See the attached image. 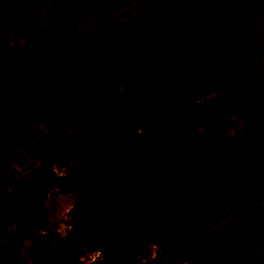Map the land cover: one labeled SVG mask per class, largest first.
<instances>
[{"label": "trees", "instance_id": "16d2710c", "mask_svg": "<svg viewBox=\"0 0 264 264\" xmlns=\"http://www.w3.org/2000/svg\"><path fill=\"white\" fill-rule=\"evenodd\" d=\"M91 1L64 0L52 15L30 18L24 36L35 43L32 54L15 80L10 81L7 74L0 79V188L8 186L7 190L0 189V231L9 224L30 220L45 193L56 187L55 182L68 186L72 194L67 209L72 223L63 238L55 244L36 247L30 261L13 259L11 264H72L82 248L97 246L105 257L96 264H142L138 255L151 243L158 246L152 264H188L190 255L197 264H253L258 256L257 245L251 252L248 248L259 236L246 232L260 226L264 234V154L259 150L242 152L252 144L264 147V121L253 130L254 137L241 151L221 157L193 150L189 155L181 154L165 172L152 163L143 172L122 169L119 174L101 178L97 173L93 177L75 173L84 156L68 163L63 141L44 137L37 111L46 96L44 81L55 59L68 46L83 70H87L86 54H91L100 61L144 68L142 80L151 79L139 94L138 102L145 108L137 114L149 134L135 138L132 128L113 138L102 130L92 136L88 151L103 141L104 146H130L134 164L147 156L161 159L164 153H157L151 131L158 123L167 129L176 124L167 115H157V111L169 107L189 115L196 129L188 138L194 145L205 147L227 127L231 115H239L233 106H247L252 114L259 108L264 111V92L259 88L263 77L254 64L242 70L230 100L223 93L217 97L208 95L226 85L222 69L234 68L236 59L244 54L245 42L254 33V21L264 0H254L240 31L215 40L212 49L219 50V55L208 53L205 57L216 62L217 67L194 69L193 75H204L197 81L193 75L180 80L177 74L181 65L188 66L186 58L193 52L191 44L201 17L184 26L181 17L174 14L171 34L138 37L97 20L89 23L86 13ZM31 4L32 0H15L11 11L19 18H29ZM5 26L6 22L0 20V29ZM225 45L231 47L229 57L223 54ZM4 62L8 66L10 58ZM18 89L23 90L19 122L3 129L9 90ZM66 113L71 109L55 110L48 119L57 123ZM27 156H39L44 171L31 168L21 174L11 170L10 163H22ZM252 160L256 162L248 169ZM62 167L66 174L57 177L53 168ZM144 200L155 202L152 214L147 218L133 217L129 210ZM41 226L45 227L44 223ZM212 231L221 238L224 253L214 247L217 240ZM235 236H239L238 244L232 238ZM7 254L14 256L11 251Z\"/></svg>", "mask_w": 264, "mask_h": 264}, {"label": "rangeland", "instance_id": "374dc122", "mask_svg": "<svg viewBox=\"0 0 264 264\" xmlns=\"http://www.w3.org/2000/svg\"><path fill=\"white\" fill-rule=\"evenodd\" d=\"M15 0H0V20L6 22L5 29H0V79L9 76L10 81L19 75L22 66L32 54L35 43L24 36L31 18H45L53 14L64 0H32L31 16L19 18L11 11ZM86 13L89 23L99 21L106 26L121 28L138 37L154 38L166 36L173 32V17L178 14L184 26L196 17H201L197 35L191 47L193 52L186 58L188 66L181 65L177 74L180 80H188L193 70L198 67L215 68L217 63L205 57L210 53L217 57L219 50H213L215 40L240 31L250 15V8L254 0H92ZM231 47L225 45L223 54L230 56ZM10 63L6 66V59ZM87 70H83L74 60L68 46L64 47L55 59L50 76L44 81L43 88L46 96L38 108V115L42 123V133L48 139H59L64 143V152L68 163L84 156L83 161L76 168L79 176L92 177L97 173L101 178H108L111 174H119L122 169L134 168L144 171L145 167L155 164L162 167L164 172L168 166L177 163L181 154L189 155L194 150L204 151L208 155L219 154L226 156L241 147H246L247 140L254 137L253 130L264 121V111L259 108L254 114L247 106L233 108L239 113L231 115L227 127L216 137H213L205 147H198L188 138V134L196 129L191 118L182 114L180 108L169 107L157 111L158 116L167 115L169 121H177L173 127L167 129L158 123L152 128L153 143L157 153H164L163 157L154 159L147 156L140 164L133 163L129 148L125 145L104 146L102 141L88 151V145L94 134L105 131L113 138H119L135 129L134 137L148 133L146 126L141 123L137 114L144 110L138 102L143 87L151 79L143 81L146 70L122 62H107L86 54ZM251 64L259 67L263 81L259 86L264 92V5L256 15L254 33L244 45V54L236 59L234 68H223L221 75L225 76L226 85L212 91L208 95L217 97L223 93L229 100L234 95L235 83L240 79L242 70ZM7 72V73H6ZM204 75L197 72L193 77L196 81ZM23 90H9L7 109L2 124L3 129L15 126L20 119V105ZM264 99V97H263ZM71 109L57 123H51L49 114L55 110ZM162 111V112H161ZM182 114L178 116L177 114ZM149 134V133H148ZM240 135L241 137H239ZM241 140L240 144L237 143ZM237 144V146H236ZM259 150L264 154V147L252 144L244 150ZM241 151V150H239ZM159 159V160H158ZM256 160L249 162L250 165ZM129 166V167H128ZM13 172L25 174L31 168H38L43 172L39 156H27L24 162H12ZM54 171V170H53ZM57 175L66 173L64 168L54 171ZM54 188L45 193L40 205L31 211L35 213L25 223L9 224L0 231V264H11L13 259L30 261L32 251L48 243L59 242L72 221L67 215V209L72 197L68 186L55 182ZM1 190H7L5 185ZM155 202L144 200L141 204L131 208L130 214L136 218H147L152 214ZM44 223L45 227L41 226ZM255 234L257 242L248 248L251 252L256 243L258 256L253 264H264V234L260 226L248 229L246 233ZM249 235V233L247 234ZM212 231V237L217 241L214 247L223 252L221 238ZM239 243V236L232 237ZM11 251L14 256L7 253ZM188 264H197L193 255L187 259Z\"/></svg>", "mask_w": 264, "mask_h": 264}, {"label": "built area", "instance_id": "2783aa9c", "mask_svg": "<svg viewBox=\"0 0 264 264\" xmlns=\"http://www.w3.org/2000/svg\"><path fill=\"white\" fill-rule=\"evenodd\" d=\"M62 168H53V170L56 172V170ZM64 170L66 171L65 168ZM157 254H158V246H156L155 243H151L147 248V250H145L144 252L138 255V259L142 264H152L156 260ZM104 257L105 254L101 247L97 246L91 248H82L81 252H79L75 256L72 264H96L98 262H101L104 259ZM161 259L163 260L164 263L167 262L165 257H161Z\"/></svg>", "mask_w": 264, "mask_h": 264}]
</instances>
